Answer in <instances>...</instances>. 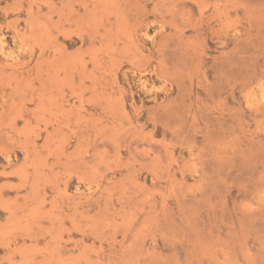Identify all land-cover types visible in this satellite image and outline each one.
Returning <instances> with one entry per match:
<instances>
[{
	"label": "rangeland",
	"instance_id": "obj_1",
	"mask_svg": "<svg viewBox=\"0 0 264 264\" xmlns=\"http://www.w3.org/2000/svg\"><path fill=\"white\" fill-rule=\"evenodd\" d=\"M0 264H264V0H0Z\"/></svg>",
	"mask_w": 264,
	"mask_h": 264
}]
</instances>
